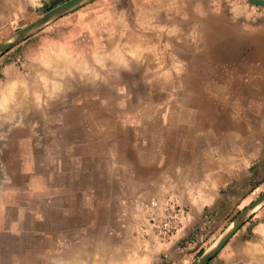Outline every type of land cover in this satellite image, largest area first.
Wrapping results in <instances>:
<instances>
[{"label":"crops","instance_id":"0c3cea01","mask_svg":"<svg viewBox=\"0 0 264 264\" xmlns=\"http://www.w3.org/2000/svg\"><path fill=\"white\" fill-rule=\"evenodd\" d=\"M245 2L95 0L58 18L45 30L51 34L30 39L23 50L25 62L38 73L51 56L68 60L65 76L78 77L66 88L63 119L87 117L97 141L115 139L123 127L129 131L132 149L119 154L125 159L119 170L133 175L121 178V185L131 189L124 195H141L135 197L143 206L156 200L158 207L153 219L144 215L148 207L128 206L124 226L112 229L111 241L127 253L128 264H187L193 254L195 260L221 234L204 232L214 220L206 213L209 206L215 210L224 201L236 203L239 197L230 189L240 187L251 165L260 170L264 5ZM21 157L20 152L19 164ZM110 200L116 204L117 195ZM0 205V264L7 262V240L19 247L14 253L20 264H38L39 247L69 252L68 244L38 246V235L59 232L7 234L5 203ZM165 206H179L185 213L162 240L155 225ZM253 234V239L231 238L208 263L260 264L256 255L263 252L247 247L263 232ZM94 235L100 241L101 233ZM210 237L214 240L206 245ZM85 246L78 244L77 251L85 252ZM93 252H101L100 244Z\"/></svg>","mask_w":264,"mask_h":264},{"label":"rangeland","instance_id":"374dc122","mask_svg":"<svg viewBox=\"0 0 264 264\" xmlns=\"http://www.w3.org/2000/svg\"><path fill=\"white\" fill-rule=\"evenodd\" d=\"M66 1L0 0V44ZM92 1L95 0H88L48 20L0 52V88L7 83V69L12 76L18 73L25 81L14 85L16 90H23L17 95L19 100H11L6 107L0 105V203H5L6 232H59L38 235V246H70L69 252H53L39 247L38 264H95V256L100 264H128L127 253L117 249L115 242L111 241V231L117 226H124L128 206L147 208L136 198L141 195H124L131 189L120 183L121 178L133 176L131 172L119 170L125 166L122 162L125 159L119 154L130 153L132 149L127 128L123 127L125 129H121V134H117L115 139L109 140L105 135L107 139L97 141L91 134L93 125L87 117L73 114L74 117H69L67 121L63 119L62 105L68 96L66 88L71 86L69 83L75 84L78 77L65 76V81L70 80L61 92L45 95L41 91L42 77L35 66L25 62L22 54L30 39L51 34L45 31L47 26ZM130 95L126 94L127 97ZM173 95L169 94L168 99H173ZM15 113L16 116L21 113V122L20 116L15 117ZM119 117L124 118L122 115ZM71 121L74 122L69 125ZM18 134L20 136L15 139ZM20 152L21 164L18 162ZM114 153L118 156L111 158ZM254 167L250 166V173H246L243 181L240 180L239 188L230 189L239 197L236 203L224 201L215 210L209 206L206 213L214 220L208 223L209 227L204 232H216L217 237L218 232H224L244 208L264 193V161L260 170ZM114 195L118 198L116 204L110 200ZM149 209L145 211V217L155 218L156 211L151 213ZM261 222L264 223V202L250 212L221 249L231 238H250L254 236L253 232H263L254 229ZM95 232L101 233L100 241L95 238ZM240 232H244L243 235ZM8 237L11 238V235ZM214 238L210 237L206 245ZM33 240L31 237L30 241ZM78 244L86 245L85 252L77 251ZM97 244H100L101 252L95 254L93 250ZM12 245L7 240L6 264H20L21 257L14 253L19 247ZM195 255L187 264L194 261Z\"/></svg>","mask_w":264,"mask_h":264},{"label":"bare ground","instance_id":"6f19581e","mask_svg":"<svg viewBox=\"0 0 264 264\" xmlns=\"http://www.w3.org/2000/svg\"><path fill=\"white\" fill-rule=\"evenodd\" d=\"M246 3V2H245ZM236 8V7H235ZM240 12V11H239ZM238 12V13H239ZM241 15V14H240ZM253 17V16H252ZM193 19V18H192ZM236 19V18H235ZM239 19V18H238ZM203 24V23H202ZM186 25V24H185ZM182 26V25H181ZM250 26V25H249ZM200 33V32H199ZM201 35V34H200ZM13 36V35H12ZM201 37V36H200ZM150 39V38H149ZM199 40V39H198ZM195 41V40H194ZM262 45V44H261ZM126 47V46H125ZM127 48V47H126ZM154 48V47H153ZM106 52V51H105ZM108 55V53H107ZM109 57V56H108ZM61 59V58H60ZM59 59V60H60ZM76 59V58H75ZM68 60H65L64 63L61 61H57L54 57H47L44 61H43V67L41 69V72H39V75L42 77L41 78V91L45 92L46 94H53L55 92L59 93L61 92L64 88L65 84L69 83L68 81H65V69L63 68L66 64H67ZM115 62V61H114ZM185 62V61H184ZM74 64V63H73ZM69 64H67L65 67H67ZM146 65V64H145ZM68 72V71H67ZM66 72V74H67ZM10 71H8V77H7V83L3 88H0V105L3 104V106L6 107V105H8L11 100H19L17 99V95L19 93H21L23 90H16L17 86H14L16 83L18 82H24V79L21 78L20 75L17 74H12L10 75ZM68 77V76H67ZM70 77V76H69ZM73 77V76H72ZM75 79V78H74ZM67 80V79H66ZM243 84V83H242ZM16 87V88H15ZM23 87V86H22ZM38 89V88H37ZM36 89V91H37ZM16 90V91H15ZM67 90V89H66ZM33 91V90H32ZM38 92V91H37ZM41 94V93H40ZM26 95V94H24ZM46 98V97H45ZM31 99V98H30ZM34 99V98H33ZM21 100V99H20ZM26 100V99H25ZM50 100V99H49ZM52 100V99H51ZM14 101V102H15ZM16 103V102H15ZM27 104V103H26ZM29 104V103H28ZM34 107V106H33ZM14 108V107H13ZM16 108V107H15ZM23 108V107H22ZM36 108V107H35ZM2 109V108H0ZM14 110V109H13ZM37 111V110H36ZM12 113V112H11ZM40 113V112H39ZM5 115V114H4ZM14 115V114H10ZM18 115V114H17ZM16 116V115H15ZM31 116V115H29ZM7 119V117H6ZM18 120V119H17ZM10 121V120H9ZM166 171V170H165ZM243 216H240V218H242ZM239 218V219H240ZM234 223L230 224L226 230H225V234L232 228ZM263 224L260 223L258 224L255 229L256 230H261L263 229ZM225 234H222L221 237H223ZM220 237V238H221ZM219 239H217L215 241V243L209 248L207 249V252L210 251L211 249H213L217 243L219 242ZM250 244V245H249ZM248 244V251L255 253L256 251L258 252V254L261 252H263L262 254L260 253L259 256L256 255V259L258 261V263L260 264H264V231L263 234H257V238L253 241H251ZM246 248V247H245ZM246 249V250H247ZM123 251V250H122ZM247 251V252H248ZM255 251V252H254ZM257 254V253H256ZM254 255V254H253ZM255 259V260H256Z\"/></svg>","mask_w":264,"mask_h":264},{"label":"water","instance_id":"95a60500","mask_svg":"<svg viewBox=\"0 0 264 264\" xmlns=\"http://www.w3.org/2000/svg\"><path fill=\"white\" fill-rule=\"evenodd\" d=\"M88 0H68L53 9H51L49 12H47L43 18H40L33 23L29 24L28 26L21 29L15 36L12 37V39L7 40L4 43L0 44V52L4 49L11 46L16 41L20 40L24 36H26L30 31L35 29L36 27L40 26L41 24L47 22L48 20L65 13L74 7L86 2ZM248 2L255 4V5H264V0H247ZM264 202V193L261 194L258 198H256L250 205H248L246 208H244L231 222L230 224L234 223L232 228L225 234L222 232L217 238L219 239L222 234H225L223 237L220 238L217 245L207 252V249H209L215 241L206 249L204 250L193 262L190 264H206L214 255L221 249V247L227 242V240L231 237V235L237 230V228L241 225V223L246 219V217L250 214V212L255 209L259 204ZM240 216H243L240 218ZM240 218V219H239ZM229 224V225H230ZM228 225V226H229ZM226 230V229H225Z\"/></svg>","mask_w":264,"mask_h":264},{"label":"built area","instance_id":"2783aa9c","mask_svg":"<svg viewBox=\"0 0 264 264\" xmlns=\"http://www.w3.org/2000/svg\"><path fill=\"white\" fill-rule=\"evenodd\" d=\"M147 207L155 210L158 207L157 201L150 200ZM184 213L185 210L179 206H165L162 212L163 216H161L160 221L155 225L156 235L162 240L168 239L178 228L180 218Z\"/></svg>","mask_w":264,"mask_h":264},{"label":"trees","instance_id":"16d2710c","mask_svg":"<svg viewBox=\"0 0 264 264\" xmlns=\"http://www.w3.org/2000/svg\"><path fill=\"white\" fill-rule=\"evenodd\" d=\"M54 2V1H53ZM202 253V250L199 251L198 256Z\"/></svg>","mask_w":264,"mask_h":264}]
</instances>
